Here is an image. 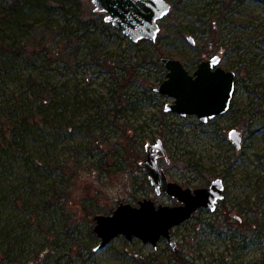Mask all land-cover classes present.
Wrapping results in <instances>:
<instances>
[{"label":"rangeland","instance_id":"obj_1","mask_svg":"<svg viewBox=\"0 0 264 264\" xmlns=\"http://www.w3.org/2000/svg\"><path fill=\"white\" fill-rule=\"evenodd\" d=\"M14 1L0 0V264H264V0H168L157 41L144 43L106 27L92 0H76L78 13L72 0L21 3L19 15ZM217 54L236 73L231 110L208 123L166 112L175 99L155 92L168 73L160 60L193 74ZM23 114L24 146L8 148ZM157 139L171 181L222 178L224 202L175 227L174 249L120 236L95 251L97 215L144 198L177 204L142 181Z\"/></svg>","mask_w":264,"mask_h":264},{"label":"water","instance_id":"obj_2","mask_svg":"<svg viewBox=\"0 0 264 264\" xmlns=\"http://www.w3.org/2000/svg\"><path fill=\"white\" fill-rule=\"evenodd\" d=\"M92 5L95 13L105 15V23L134 43L156 42L161 32L159 22L172 8L168 0H92ZM189 41L195 44L193 37ZM221 59L220 55H215L204 60L190 74L180 60L162 58L161 65L168 70L167 79L155 92L175 99L174 103L165 105V111L183 117L196 115L203 123L229 112L236 89V73L224 69ZM229 139L237 149L241 148L242 136L238 130H231ZM145 151L146 157L140 166L150 185L157 194L165 193L174 198L178 205H157L151 198H144L138 206L121 203L112 214L97 215L93 231L99 244L95 251L120 236L129 241L139 239L155 250L163 240L175 248L172 230L190 220L201 208L215 212L219 201L224 199L222 178L212 181L209 187L195 190L171 181L159 163L160 154H167L161 139L147 143Z\"/></svg>","mask_w":264,"mask_h":264},{"label":"trees","instance_id":"obj_3","mask_svg":"<svg viewBox=\"0 0 264 264\" xmlns=\"http://www.w3.org/2000/svg\"><path fill=\"white\" fill-rule=\"evenodd\" d=\"M68 1L69 0H16L13 2L11 9L17 15H19V11L21 10V8H20L21 3L24 4L25 8H28L30 10H36L39 8H41V9L50 8L51 7L50 5L52 2L58 3L61 7H66ZM72 5H73V8H75L77 10V13H78L80 10L79 2H77L76 0H72ZM229 7H231V6H229ZM0 17H1V12H0ZM105 26L110 27V24H105ZM65 32L66 31H63V33H65ZM144 42H145V40L141 41L140 43H144ZM205 54H207V53H203V55H205ZM162 56H164V54H162ZM202 61H203V59H202ZM42 107L43 106H41V108ZM39 112H41V111L39 110ZM12 118L14 119V122H13L14 130L11 131L12 135L10 137H8L9 139L7 140L8 141L7 146H8V148H10V147H14L17 145L19 148H22L24 146V145H22L23 144L22 140L24 138V134L27 133V131L29 129L31 118L29 117V115H26V114L17 115L15 118L12 115ZM138 166H139L140 171L142 173L141 175H142L143 183L148 184L150 187L149 179L147 178L143 169L141 168L140 163L138 164ZM137 194H136V196H137ZM92 238L94 241H97V237L94 234H92ZM174 254L176 257V259L175 258L174 259L181 261V258L179 257V255H177L176 253H174Z\"/></svg>","mask_w":264,"mask_h":264},{"label":"flooded vegetation","instance_id":"obj_4","mask_svg":"<svg viewBox=\"0 0 264 264\" xmlns=\"http://www.w3.org/2000/svg\"><path fill=\"white\" fill-rule=\"evenodd\" d=\"M218 55V54H217ZM215 56V55H214ZM213 57V56H212ZM222 58V57H221ZM210 59V58H209ZM207 60V59H206ZM204 61V60H203ZM231 108H232V104H231ZM231 110V109H230ZM229 110V111H230ZM228 113V112H227ZM233 130V129H232ZM237 130V129H236ZM239 131V130H238ZM240 132V131H239ZM230 133V132H229ZM241 133V132H240ZM241 136H242V143H243V135H242V133H241ZM230 140V139H229ZM234 145V144H233ZM235 146V145H234ZM242 147V146H241ZM241 149V148H240ZM218 179V178H217ZM214 181V180H213ZM224 181V180H223ZM225 184V183H224ZM210 186V185H209ZM209 186H206V187H209ZM206 187H201V188H206ZM186 188H191V187H186ZM192 190H195V189H198V188H191ZM225 190H226V186H225ZM224 200H225V192H224V199L223 200H221V201H219V203H218V205H217V209L219 208V206L224 202ZM176 205H178V202H177V204ZM217 209H216V211H217ZM201 211H209L208 209H206V208H201V209H199L195 214H194V216L196 215V214H198L199 212H201ZM209 212H211V211H209ZM211 213H213V212H211ZM193 216V217H194ZM192 217V218H193ZM191 218V219H192ZM190 219V220H191ZM189 221V220H188ZM172 249H174V248H172Z\"/></svg>","mask_w":264,"mask_h":264}]
</instances>
